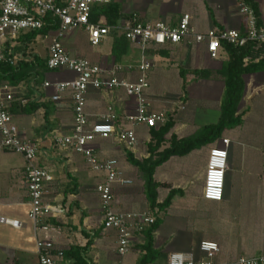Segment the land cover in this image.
<instances>
[{"label": "crops", "instance_id": "1", "mask_svg": "<svg viewBox=\"0 0 264 264\" xmlns=\"http://www.w3.org/2000/svg\"><path fill=\"white\" fill-rule=\"evenodd\" d=\"M56 1L58 4L65 2V0ZM115 2L119 6L122 18L115 25H110L114 28L100 42L99 46L108 40L113 43L115 34L122 35L115 27L132 13H137L143 21H163L171 26H176L183 14L188 13L191 15V26L198 33H206L214 28L236 29L245 32L248 27L247 18L240 9L241 4H245L254 13L255 10L258 11L255 13L257 23L259 26H264V0H118ZM100 21L107 24L104 16L100 18ZM55 30L56 28L53 27L47 34L38 36H44V39L46 35L51 37ZM78 35L79 39L83 36L90 43L88 33L85 30H79ZM44 39L42 42L47 44L50 38ZM50 41L44 47L43 55L34 49L32 43L30 47L28 45L25 55L27 61L35 55L46 61ZM63 45L72 56L88 58L103 68H108L117 62L112 50L108 55H97L84 52L80 43L79 48L75 44L68 46L63 42ZM20 47L21 41L18 40L17 44L10 48V53L19 52ZM70 49L73 51L71 52ZM220 52L222 58L227 59V52L225 50ZM149 54L154 64L152 71L157 64L162 66L161 70L167 74L173 73L176 69L177 78L180 81L183 80L180 70L189 71L188 75L192 74L193 70H217L214 65L216 61L209 57L205 43L198 44L193 40L184 41L180 44L155 46L149 50ZM16 56L21 58L22 53H17ZM139 58V48L130 43L129 51L120 64L137 63ZM171 67L174 69L171 70ZM40 73L42 74V71L39 70ZM74 78L75 74L69 70H60L53 74L44 72L40 83H31L26 80L14 86L17 95L14 106L19 104L20 107L11 111V114L22 137L37 142L39 147L37 162L40 166L46 167L54 177V181L50 184V193L47 199L54 204H61L66 210L64 216H60L57 220H51L60 227V231L53 232L51 235L55 246L57 264H76L73 258L65 256L64 253L72 246H85L88 237L94 236L95 233L100 235L95 239L90 251L82 255L85 259L83 264H109L120 260L121 257L117 253V242L114 248L107 247L108 242L104 235L112 233V231H104L103 229L100 203L98 211L102 220L99 226L92 222L91 213H87L86 208L82 205V195L87 193L84 188L91 186L86 182L88 176L83 172L85 168L82 169L85 160L79 153L72 150H60L55 144V138L70 134L72 131L74 120L72 98L70 94H67L60 102H54L51 99L53 91L43 88L46 80H50L54 84ZM244 80L246 88L240 105V111H244L242 124L232 129H225L222 137L210 144L211 147L218 144L228 151V168L225 176L223 200L220 202L205 200L202 195V188L200 191L196 190L199 198L205 204V209L198 214L183 211L176 213L175 219L182 223L185 234L190 235L186 241L179 244H174L168 237L162 235L161 223L155 233L154 247L161 251L162 255L159 256L156 264H167L169 255L173 252L198 253L202 241H213L218 244L220 251L217 261L220 263L232 262L243 256L264 254V69L245 75ZM222 84L223 95L225 85ZM152 92L151 88L149 94L154 100L155 106L158 107L160 100L158 101L156 99L158 97L151 95ZM159 98L162 99L163 97L159 96ZM21 99L27 100V103L22 104L19 101ZM34 102L42 105L34 107L31 112L24 110L23 107L27 104H35ZM135 103L134 99L127 97L120 90H90L86 104L89 123L93 125L100 121L101 116L106 113L109 106H113L122 119L127 113L134 112ZM216 121L209 122V124ZM180 125L176 122L174 129H180ZM137 131L139 141L140 139L143 140L142 135L150 133L144 126L139 127ZM222 139H229V144L224 145ZM116 143L114 138L99 139L95 144L99 158L101 160L124 158L126 161L127 150L118 149V146L114 145ZM131 151L138 160H143L149 156V153L147 156L136 150V147ZM197 153H201V151L194 150L183 158L191 163ZM208 153L209 150L204 155H208ZM126 162L133 166L128 160ZM25 166L26 160L21 154L0 149V216L19 220L22 223L21 228L0 223V264H39L36 232L34 224L29 218L31 204ZM204 166L206 167L205 163ZM160 167L156 169L155 179L158 182H163L157 177ZM204 174L205 168L204 170L198 169L194 173V180L201 179L202 187ZM96 177L97 184L100 178L97 174ZM177 181L178 186L175 188L183 190V194L177 195L173 199L170 208L173 207L177 199H186L188 195L187 182H184L182 176ZM196 186H198L197 183ZM133 187L129 189L132 197L129 193L130 198L124 202L123 208L120 207L121 196L119 198L116 193L117 189L115 190V209L117 211L147 210V208L141 209L143 205L148 204L144 195V181H142L140 188H137L136 185ZM134 196H138V200ZM82 208L85 209L82 216L84 218L79 219V211ZM164 213L160 215V218ZM144 241L143 233L137 234L133 238L130 252L124 258L126 262L137 264L138 257L142 254L139 245L143 244ZM135 246H138L137 251L133 249Z\"/></svg>", "mask_w": 264, "mask_h": 264}, {"label": "built area", "instance_id": "2", "mask_svg": "<svg viewBox=\"0 0 264 264\" xmlns=\"http://www.w3.org/2000/svg\"><path fill=\"white\" fill-rule=\"evenodd\" d=\"M118 0H65L58 4L56 0H0V65L6 61L11 64L17 56L7 59L5 51L18 42L21 33L40 30L47 25L46 17L58 19V26L50 38L47 65L50 70H69L75 78L52 83L46 80L45 90H52L51 99L60 102L70 94L73 102V128L70 134L55 138L56 146L63 151H74L83 156L93 173L99 176L96 184L102 211L104 231L116 234L117 253L120 260L109 264H129L124 258L129 254L133 238L142 234L156 222L154 211H117L115 209V190L133 184L118 159L101 160L95 144L99 139L114 138L117 143L129 149L139 144L138 128L144 126L148 132L160 128L169 121L174 109L160 110L149 94L150 74L154 67L149 50L155 46L180 44L193 40L205 43L207 53L212 60L220 58L222 42L242 47L251 42L264 44V26H259L254 11L241 4V13L247 18L245 32L236 29L214 28L206 33H198L191 26V15L183 14L176 26L163 21L147 22L137 13H132L115 28L129 42L139 48L140 58L137 63H113L108 68L85 57L72 56L63 45V39L76 30H85L91 45L97 46L107 37L114 27L103 22L91 21L92 10L97 5H105ZM250 58H247L248 61ZM90 90H120L135 100V109L121 119L120 115L109 106L100 121L89 123L86 104ZM17 101L14 86L0 80V149L21 154L26 160L25 173L30 196L31 209L29 218L36 232V247L39 264H57L55 246L51 235L60 231L51 220H57L66 214L61 204L50 202V184L54 181L51 172L39 165L37 142L24 139L13 121L11 108ZM26 104L27 100H19ZM185 107L182 106L181 109ZM224 145L229 139H222ZM228 151L218 144L210 147L206 158L202 195L205 200L220 202L223 200L225 176L228 168ZM0 223L21 228L19 220L0 216ZM220 248L216 242L202 241L198 253L173 252L167 264H264V254L243 256L232 262L220 263L217 256Z\"/></svg>", "mask_w": 264, "mask_h": 264}, {"label": "trees", "instance_id": "3", "mask_svg": "<svg viewBox=\"0 0 264 264\" xmlns=\"http://www.w3.org/2000/svg\"><path fill=\"white\" fill-rule=\"evenodd\" d=\"M257 12L258 11L255 10V13ZM102 16L106 18L107 25H115L119 19L122 18L119 6L115 1L109 4L95 6L92 10L91 21L93 23H98ZM46 22L47 25L42 29L28 31L19 36L18 40L21 41V47L17 53H22V56L13 64L6 61L0 65L1 81H7L11 85L17 86L35 77L36 82H41L44 72L50 70L47 61L40 59L38 55L32 56V59L27 61L25 55L28 45L31 44L38 35L47 34L51 28H57L58 26V19L52 16H47ZM129 45L130 42L124 35L115 34L112 54L117 62L121 63L124 56L129 51ZM222 50L227 52V59H223L220 52V58L214 60L221 63L220 68L217 70L202 69L192 71V75L199 80H211L216 74L224 83V92L217 121L215 123L203 125L193 134L182 138L178 137L176 133H172L169 146L161 150V147L166 141V135L174 129L176 124V121L173 119L174 116L170 115L169 121L166 124L158 129L152 128L150 130L152 141L148 143V157L143 160H138L131 150L127 149L126 151L128 162L137 167L141 173V177L144 181V195L149 205L148 208L154 211L156 215V222L143 232L145 241L143 244L139 245L142 254H140L137 264H156L159 256L162 255V252L156 250L154 247L155 233L162 223L160 215L170 208L173 199L177 195L183 194V190L171 188L166 198L162 202H159L158 190L162 186V183L155 179L156 169L174 156L185 157L194 150L215 143L222 137L225 129L235 128L243 122L244 111H240V105L246 88L244 76L264 69V44L256 45L249 42L245 46L237 47L222 42L221 51ZM17 53H10L9 49L5 51L7 59L16 56ZM247 58L250 59L246 61ZM39 70L42 71V74H39ZM180 73L185 83L184 78L188 75L189 71L180 70ZM34 103L35 104H27L23 107L24 110H29L31 112L34 110V107H40L42 105L38 104V102ZM19 107V104L14 106L13 103L10 111H14ZM83 218L84 217H82V219ZM99 235V233H95L94 236H89L85 246H72L64 255L73 258L76 264L85 263V259L82 255L90 251L95 239L99 237Z\"/></svg>", "mask_w": 264, "mask_h": 264}, {"label": "rangeland", "instance_id": "4", "mask_svg": "<svg viewBox=\"0 0 264 264\" xmlns=\"http://www.w3.org/2000/svg\"><path fill=\"white\" fill-rule=\"evenodd\" d=\"M71 34V35H70ZM66 36V38L63 39L64 44L68 46L76 45L79 48L80 47L84 52H91L93 54L97 55H108L110 54L112 50L113 43L111 40L106 41L101 46H92L84 37L82 36L80 39L78 34L79 30L74 31L73 33H70ZM52 36V35H51ZM44 36H38L35 42H32V46L35 50L39 51L41 55L45 52L44 47L47 46L49 41H47V44L45 42H42ZM69 37V38H67ZM44 39V40H45ZM30 47V44H29ZM74 47V46H73ZM28 50V49H27ZM71 50V49H70ZM73 50H71L72 52ZM19 56V55H18ZM168 63V62H167ZM216 68H220L221 63L216 62L214 63ZM162 66L156 65L154 70L151 73L150 81H151V88L152 93L154 97H158V101L160 100V103H158V109L160 110H166L170 111L174 109L173 112V119L177 122V124L180 125V129L175 130L173 129L169 134L166 135V141L161 147V150L169 146L171 134L176 133L178 137L182 138L188 135L193 134L199 127L209 124V122H214L217 120L219 116V108L221 104V97H222V80L218 75H214L211 79L212 81L204 82L203 80H199L194 75H186L184 81H180L177 78L176 69L174 67H171L170 69L173 70V73H165L161 70ZM216 70V69H214ZM60 70H49L47 71V74H53L58 73ZM39 78V77H38ZM29 82L33 83L35 81V77L30 78ZM39 83V82H36ZM185 85V86H184ZM185 87V88H184ZM150 88V90H151ZM159 96H162L163 98L160 99ZM184 106V109H181V107ZM140 139L139 144L136 146V150H139L143 154L148 156V150H149V142L152 141V136L149 133L148 135H142ZM115 146H118V149H121L122 151L132 150L129 148H126L125 146L116 143ZM210 145L201 147L197 149L198 151H201V153H197V156L192 159V162H188L186 158L174 156L170 159V161L163 166H161L158 169V179L162 180V186L159 188V201H163L169 190L171 188H175L178 186L177 179L182 176L184 182H187V197L186 199H177L173 205V207L166 210V212L162 216V227L161 232L164 237H168L171 242H174V244H179L180 242L186 241L187 237L190 235L187 233L185 234V231L183 229L182 223L180 221H177L175 217L177 216V212H185V213H191V214H198L204 211L205 204L198 196L197 191H200L202 188V182L201 179H195L194 180V173L198 169L205 168L204 163L206 164V158L207 154L204 155V153L210 149ZM126 157V155H125ZM85 160V159H84ZM119 161L121 165L123 166L126 175L128 178L133 180V184L127 187H118L117 188V194L119 195V198L121 196V206L123 208L124 202H127L128 198H130L128 195L130 192V187H136L140 188L142 183V177L141 173L138 170V168H135L133 166H130L127 164V159L125 161L124 158L120 159ZM85 165L82 169H84V174L87 175L86 182L88 184H91V186H88L87 188H84L87 193L82 195V205L84 208H86L87 213H91L92 215V222L97 224L96 226H99V223L101 222V214L98 211L99 207V196L95 192L96 191V182L97 177L96 174L93 173V171L89 168L86 161L83 162ZM194 181V182H192ZM85 182V183H86ZM200 182V183H199ZM196 183L198 186H196ZM192 184V185H191ZM133 187V188H134ZM83 188V187H82ZM85 192V191H84ZM136 199L138 196H134ZM118 198V196H117ZM126 198V199H124ZM138 200V199H137ZM80 202V201H79ZM86 206V207H85ZM149 205H143L141 209H149ZM121 209V208H119ZM83 210L81 209L79 211V219L83 216ZM107 239L108 245L107 247L112 249L114 248L116 244V234L112 231L109 234L104 235ZM136 251L138 250V246L133 247ZM139 258V257H138Z\"/></svg>", "mask_w": 264, "mask_h": 264}]
</instances>
